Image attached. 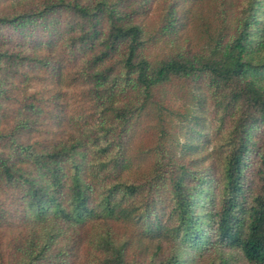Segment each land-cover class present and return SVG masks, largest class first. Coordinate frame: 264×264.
<instances>
[{
    "label": "trees",
    "instance_id": "16d2710c",
    "mask_svg": "<svg viewBox=\"0 0 264 264\" xmlns=\"http://www.w3.org/2000/svg\"><path fill=\"white\" fill-rule=\"evenodd\" d=\"M158 1L0 0V264H264V0L153 56ZM170 86L185 141L134 146Z\"/></svg>",
    "mask_w": 264,
    "mask_h": 264
},
{
    "label": "rangeland",
    "instance_id": "374dc122",
    "mask_svg": "<svg viewBox=\"0 0 264 264\" xmlns=\"http://www.w3.org/2000/svg\"><path fill=\"white\" fill-rule=\"evenodd\" d=\"M223 0H206L196 5H180L175 11L176 26H178L177 40L164 41L161 36L163 20L169 12L172 0H159L154 6V11L144 23L148 30V36L155 40L151 47L153 56L162 55L176 47H190L195 50L204 49L211 42L216 32L217 25L215 19L218 18L216 10L218 3ZM233 1V0H225ZM261 56H264V44L261 46ZM162 102V110L156 112L151 119V126L137 131L134 137V146L148 147L159 138V122L166 125L167 139L185 141L186 128L189 124L191 114H195V106L189 91L179 87L170 86L166 88Z\"/></svg>",
    "mask_w": 264,
    "mask_h": 264
}]
</instances>
